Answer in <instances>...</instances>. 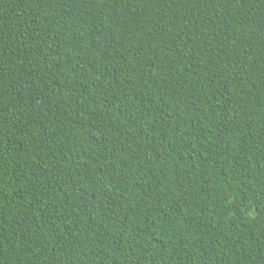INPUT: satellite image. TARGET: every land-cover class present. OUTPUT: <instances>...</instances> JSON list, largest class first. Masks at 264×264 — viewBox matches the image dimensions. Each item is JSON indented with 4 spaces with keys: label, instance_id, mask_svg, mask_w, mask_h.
Masks as SVG:
<instances>
[{
    "label": "trees",
    "instance_id": "trees-1",
    "mask_svg": "<svg viewBox=\"0 0 264 264\" xmlns=\"http://www.w3.org/2000/svg\"><path fill=\"white\" fill-rule=\"evenodd\" d=\"M0 264H264V0H0Z\"/></svg>",
    "mask_w": 264,
    "mask_h": 264
}]
</instances>
